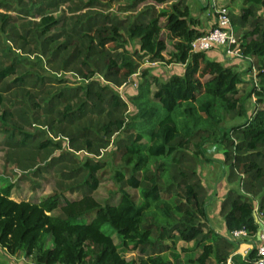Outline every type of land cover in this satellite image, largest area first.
Instances as JSON below:
<instances>
[{"label": "trees", "instance_id": "16d2710c", "mask_svg": "<svg viewBox=\"0 0 264 264\" xmlns=\"http://www.w3.org/2000/svg\"><path fill=\"white\" fill-rule=\"evenodd\" d=\"M17 1L25 22L0 12V134L9 163L40 179L54 171L63 193L18 202L13 185L0 187V246L36 264H183L171 251L180 240L201 249L196 264L213 256L226 264L240 245L230 233L247 229L256 237V200L264 208V0H241L240 15L230 12L235 31H245L243 60L259 64L251 91L240 97L245 74L191 52L207 32L182 0H133L125 10H138L125 18L96 10L95 0L72 4L70 16L59 18L53 13L73 0ZM2 8L12 11L8 0ZM162 30L174 41L171 60ZM146 63H175L184 72L161 82ZM138 74L142 82L125 100L119 91ZM223 113L236 121L224 125ZM206 144L221 147L229 182L239 185L221 203L228 236L209 222L197 168L200 157L213 162ZM115 157L121 196L102 205L93 195ZM127 187L140 191V204ZM64 192L81 198L63 202ZM123 251L141 256L128 260ZM255 257L253 250L244 264Z\"/></svg>", "mask_w": 264, "mask_h": 264}, {"label": "rangeland", "instance_id": "374dc122", "mask_svg": "<svg viewBox=\"0 0 264 264\" xmlns=\"http://www.w3.org/2000/svg\"><path fill=\"white\" fill-rule=\"evenodd\" d=\"M25 2H28V0H24ZM38 1V0H35ZM90 0H73V3L69 5L63 6L60 11L53 13L57 18L66 15L70 16V8L73 5L78 6H84L85 4H88ZM133 0H95V2H98V9L96 10H103L109 14L117 15L118 17L125 18L129 14H134L135 11H127L125 8L129 6ZM183 3H186V6L189 7L191 13L193 15H196L197 19H200L202 24L200 28L208 30L209 27L208 24V18H206L207 11L204 8L200 2L197 0H182ZM225 0V4L230 10L232 15H240L242 5L239 4V0L234 3L235 0ZM8 2L12 6V11L8 13L7 10L4 8L0 9L1 13L9 14L11 15L16 22L22 23L25 22L23 20L24 15L19 13V4L17 0H8ZM174 1H171L170 3H173ZM170 3L167 5L170 6ZM73 4V5H72ZM203 4H206L205 2ZM157 9H161L166 7L165 5H157ZM29 8V7H28ZM143 8V5L140 7V10ZM86 8L83 10V12L87 11ZM211 11V9H210ZM36 12V9L33 10V13ZM195 17V16H194ZM29 20V18H28ZM35 21H39V18L34 19ZM165 20L161 19L160 24L164 23ZM245 31L237 32L238 36H243ZM161 38L166 42L167 44V50L164 53V56L166 60L172 59V54L175 52L174 50V41H171L168 38V32L166 30L161 31ZM137 47V45H136ZM129 48H132L130 45ZM207 58L211 61H217L221 62L223 64H226L228 66H233L237 70L241 71L243 74H245L244 77V83L239 86V97L248 94L253 85V81H255L256 75L258 73V61L257 59L253 58L249 61L243 60V59H230L225 55L224 49L222 47H217L209 52H207ZM250 66L252 67L251 72H249ZM150 67L152 68V74L157 76L161 82L168 81L172 75L174 74H180L182 75L184 72V66L177 65L175 63H159L158 65H150V63H146L143 68ZM142 68V69H143ZM209 77H206L205 80H207ZM142 82L141 77L139 74L135 76L130 83L123 89H121L119 92L124 97L125 100H127L130 96L134 95L137 92V88L139 84ZM153 89H155L153 87ZM199 99H201V95L198 96ZM197 104V102H194V105ZM248 108L249 114L253 113L255 110V98L249 99L246 104ZM130 111L133 112V108H130ZM224 117L226 118L224 125H231L233 122L230 120V117L223 113ZM143 143H150L148 138H145ZM206 156L208 159L212 160L213 162H208L205 159L198 158L197 161V168H198V174L200 176V179L202 183L204 184L207 192L209 193L208 202H209V216L210 214L213 215V226L212 228L219 234L222 233L224 230L223 223H220V217L217 215L216 211L218 208V203L220 200V196H224L227 194L228 190L230 188H239V185L237 183H230L228 174L229 171L227 168L222 167L221 162L223 161V152L221 150V147L217 144H206ZM196 148L193 145H190V149L188 152H195ZM108 157V154L105 155V158ZM119 157H115L112 160V165L107 168V170L101 175V184L99 189L94 193V198L101 203L102 205L107 204H117L120 199V191L119 186L115 183L113 180V166H116L119 164ZM154 168V167H153ZM32 172V171H31ZM23 173L14 163H9L7 161V148L4 145V139L2 135L0 134V187L6 186V185H13L14 189L12 191V199L15 201H30L34 203H39L44 198L48 196H52L54 194L63 193L60 192V190L57 187V182L59 181L56 174H54V171H50V173L45 174L44 178L40 179L36 177L33 173ZM129 193H131L137 204H140L142 201L141 194L139 190L132 189L130 187L126 188ZM164 199H169L170 195L163 194ZM81 198L80 194H71L64 192V195L62 197V201L64 202V199L69 200H79ZM255 203L256 210L258 213V216L261 220L264 221V208L261 211V207H259V199L256 200ZM59 212L57 211L56 214ZM88 219H85V222H87ZM104 231L106 233H111V229L109 226H104ZM114 238L116 239V242L119 241V238L117 235H114ZM179 242H177V245ZM182 246V243H180ZM180 247V246H179ZM175 251V250H173ZM176 251L181 252V256L183 257L184 253L182 252V248L179 249L176 248ZM122 252L123 256H126L128 260H131L132 258L138 259L141 255L139 252ZM186 254L187 258H191L195 254V250L189 251ZM166 257L172 258L170 254H166ZM211 263V262H210ZM213 264H216L215 262H212ZM244 263V262H243ZM0 264H36L35 261L32 258H28L25 255L18 254L17 256H10L1 246H0Z\"/></svg>", "mask_w": 264, "mask_h": 264}, {"label": "built area", "instance_id": "2783aa9c", "mask_svg": "<svg viewBox=\"0 0 264 264\" xmlns=\"http://www.w3.org/2000/svg\"><path fill=\"white\" fill-rule=\"evenodd\" d=\"M204 6H207L208 15H212L214 23L211 30L203 36L197 38L191 45L192 53H207L217 47L224 49L225 55L232 59H243L242 49L240 47V39L235 31L230 10L227 7L219 6L217 0H200ZM211 9V11H210ZM250 60V59H249ZM256 216H258L256 210ZM259 218V217H258ZM262 224V231L258 233L259 241L255 244L254 249H247L243 254V258L247 260L253 250L256 251V257L252 264H264V222ZM230 239L233 241H241L250 239V233L247 229H240L230 233ZM59 264V263H57Z\"/></svg>", "mask_w": 264, "mask_h": 264}, {"label": "crops", "instance_id": "0c3cea01", "mask_svg": "<svg viewBox=\"0 0 264 264\" xmlns=\"http://www.w3.org/2000/svg\"><path fill=\"white\" fill-rule=\"evenodd\" d=\"M197 1L200 2V3L202 4V6H203L202 9L204 10V8H205L206 11L208 12V10H207V6H204L203 3H202L200 0H197ZM224 1H225V0H217L218 5H219V6L227 7ZM236 1H238V0H235L234 3H235ZM231 2H232V1L230 0V3H231ZM238 2H239L240 5H242V1H241V0H239ZM227 8H228V7H227ZM191 14H192V13H191ZM192 16H193V17L195 16L194 18H196V15H193V14H192ZM206 18H208V21H209L208 24H207V26L209 27V29H208V30H205V29H202V27L200 28V26H201V24H202V22H201L200 19H198V20L200 21V25H199L198 28H199L200 30H202V31L208 32V31L211 30V28H212V25H213V23H214V18H213L212 15H208V13H207V15H206ZM196 19H197V18H196ZM227 66H228V65H227ZM224 197H225V195H224V196H220V200H219V203H218V208H217L216 213H217V215L220 217V222H219V224H220V223H223V226H224V230L222 231L221 235L228 236V232H227L226 225H225V220H224L223 217L220 216L221 203H222ZM208 211H209V208H208ZM212 217H213V215L210 214V216H209V218H210V219H209V222H210V226H211V227L215 226V225L213 224V222H212V221H213ZM256 218H257V222H258V223L261 224L262 222H264L263 220H261V219L258 218L257 216H256ZM260 231H262V227H260ZM258 233H259V232H258ZM258 241H259L258 235H257L256 237H251L250 239H246V240L238 241V242H240V245H239L238 249H237V250L235 251V253H234V254L228 259V261H227L226 264H244L245 262H247L248 258H247V260L244 259L242 253H243L245 250H247L248 248H249V249H254L255 244H257ZM177 242H179L178 245H177ZM180 243H182V246L180 245ZM168 244L171 245V243H168ZM179 246L182 248V250L185 249L187 252H189V251L195 250V244H194V242L186 243V242H183V241L178 240V241H176L175 249H173V250H175V251H173V250H171V251H172L173 253L178 254V255L180 256L181 260L183 261V264H196V263H195V260H196V258L199 256V254H200V252H201V249L195 250V254H194V256L191 257V258H190V257L187 258V257H186V254H185V253H187V252H183V251H182V252L184 253V255H183V257H182V256H181V252L176 251V248H178V249L180 248ZM132 254H134V253H132ZM165 256H166V255H165ZM132 259H135V258H132ZM136 260H137V259H136ZM212 262H215V263H216L214 256L212 257V259H211V263H210V264H213ZM243 262H244V263H243ZM216 264H217V263H216Z\"/></svg>", "mask_w": 264, "mask_h": 264}, {"label": "water", "instance_id": "95a60500", "mask_svg": "<svg viewBox=\"0 0 264 264\" xmlns=\"http://www.w3.org/2000/svg\"><path fill=\"white\" fill-rule=\"evenodd\" d=\"M260 225V227H262V224L258 223ZM259 233H261V231L259 230Z\"/></svg>", "mask_w": 264, "mask_h": 264}, {"label": "clouds", "instance_id": "9594fccd", "mask_svg": "<svg viewBox=\"0 0 264 264\" xmlns=\"http://www.w3.org/2000/svg\"><path fill=\"white\" fill-rule=\"evenodd\" d=\"M257 219V218H256Z\"/></svg>", "mask_w": 264, "mask_h": 264}]
</instances>
